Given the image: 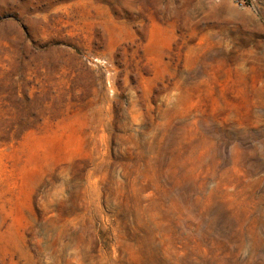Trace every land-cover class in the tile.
<instances>
[{
	"label": "rangeland",
	"instance_id": "1",
	"mask_svg": "<svg viewBox=\"0 0 264 264\" xmlns=\"http://www.w3.org/2000/svg\"><path fill=\"white\" fill-rule=\"evenodd\" d=\"M0 264H264V0H0Z\"/></svg>",
	"mask_w": 264,
	"mask_h": 264
}]
</instances>
